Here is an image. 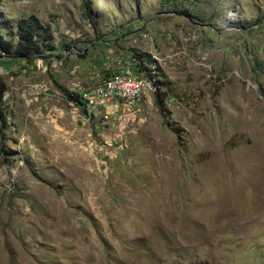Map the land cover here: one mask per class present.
Segmentation results:
<instances>
[{"label": "rangeland", "instance_id": "obj_1", "mask_svg": "<svg viewBox=\"0 0 264 264\" xmlns=\"http://www.w3.org/2000/svg\"><path fill=\"white\" fill-rule=\"evenodd\" d=\"M30 17L53 48L0 52V264H264V0H0L2 36ZM122 71L134 105L87 107Z\"/></svg>", "mask_w": 264, "mask_h": 264}, {"label": "trees", "instance_id": "obj_2", "mask_svg": "<svg viewBox=\"0 0 264 264\" xmlns=\"http://www.w3.org/2000/svg\"><path fill=\"white\" fill-rule=\"evenodd\" d=\"M1 22L7 23L4 18H1ZM8 37H4L0 34V52L10 53V49H13V57L29 59L32 56L41 55L52 49V35L49 32V27L42 25L35 18L30 17L28 19L17 20L14 23L7 24ZM151 62L152 61H148ZM133 69L137 72H142L139 66L134 65ZM115 74V73H113ZM113 74H109L113 75ZM106 76V77H108ZM5 88L0 84V102L3 98ZM73 102L82 106L84 103L81 99L74 98ZM84 113V111H83ZM0 119L2 115L0 113Z\"/></svg>", "mask_w": 264, "mask_h": 264}, {"label": "built area", "instance_id": "obj_3", "mask_svg": "<svg viewBox=\"0 0 264 264\" xmlns=\"http://www.w3.org/2000/svg\"><path fill=\"white\" fill-rule=\"evenodd\" d=\"M145 81L127 71L117 72L106 77L102 83L88 88L84 93L87 107L122 103L132 107L142 94Z\"/></svg>", "mask_w": 264, "mask_h": 264}]
</instances>
